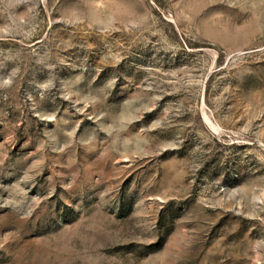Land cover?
<instances>
[{"label": "rangeland", "instance_id": "rangeland-1", "mask_svg": "<svg viewBox=\"0 0 264 264\" xmlns=\"http://www.w3.org/2000/svg\"><path fill=\"white\" fill-rule=\"evenodd\" d=\"M0 264H264V0H0Z\"/></svg>", "mask_w": 264, "mask_h": 264}]
</instances>
